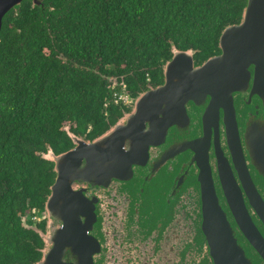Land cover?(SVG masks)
Returning a JSON list of instances; mask_svg holds the SVG:
<instances>
[{"label":"water","instance_id":"water-1","mask_svg":"<svg viewBox=\"0 0 264 264\" xmlns=\"http://www.w3.org/2000/svg\"><path fill=\"white\" fill-rule=\"evenodd\" d=\"M23 1L0 0V38L5 17ZM243 1L239 21L221 29L216 54L198 64L192 49L171 46L161 82L130 97L129 110L104 132L87 139L64 126L71 147L55 153L48 146L37 154L51 164L53 180L40 211L44 228L22 218L23 228L42 242L33 264H97L107 256L97 234L102 225L125 228L111 214L100 216L105 205H114L126 222L128 198L141 202L153 187H185L193 177L200 185V230L214 264H252L223 212L228 206L241 230L259 236L228 163L247 176L243 151L252 149L251 158L264 151V0ZM31 2L42 16L52 11L44 0ZM213 165L225 206L214 188Z\"/></svg>","mask_w":264,"mask_h":264},{"label":"trees","instance_id":"trees-1","mask_svg":"<svg viewBox=\"0 0 264 264\" xmlns=\"http://www.w3.org/2000/svg\"><path fill=\"white\" fill-rule=\"evenodd\" d=\"M43 3L52 9L44 16L24 0L5 17L0 38V264L38 257L40 238L23 228L22 218L32 225V216L40 217L53 174L37 154L71 147L64 123L92 139L128 110L113 102L121 85L106 78L117 77L132 97L161 82L173 45L192 49L199 64L218 52L221 29L239 21L245 2Z\"/></svg>","mask_w":264,"mask_h":264},{"label":"flooded vegetation","instance_id":"flooded-vegetation-1","mask_svg":"<svg viewBox=\"0 0 264 264\" xmlns=\"http://www.w3.org/2000/svg\"><path fill=\"white\" fill-rule=\"evenodd\" d=\"M125 107L128 110L130 108L129 105ZM251 153L250 148L243 151L247 176L240 177L235 166L230 161L228 163L243 204L259 235L257 238L253 233L251 235L241 230L228 206H225L228 198L216 165L212 166L211 176L216 194L225 206L223 212L232 228L234 240L240 244L250 263L264 264V151L258 150L255 158H251ZM171 187H153L141 202H133L132 197L128 198L130 205L126 222L114 205H105V213L100 216L105 218L111 214L109 219L115 217L124 223L125 228L122 232L111 224L102 225L97 234L100 243L104 245L103 253L107 256L105 259L99 257L97 264H214L207 239L200 230L201 194L196 177L185 187ZM249 187L253 188L250 200ZM37 224L39 229L44 228L40 219ZM41 246L39 239L35 245L38 257L28 264H33L40 257L38 249ZM239 257L243 258L241 255Z\"/></svg>","mask_w":264,"mask_h":264},{"label":"built area","instance_id":"built-area-1","mask_svg":"<svg viewBox=\"0 0 264 264\" xmlns=\"http://www.w3.org/2000/svg\"><path fill=\"white\" fill-rule=\"evenodd\" d=\"M120 85V84H119ZM117 86V85H112V87ZM122 90L121 92L114 93L113 94V102L114 104H120L122 103L123 106L128 105L130 96L129 94L125 91V85L121 83ZM65 124V123H64ZM34 212V211H33ZM37 220V219H35Z\"/></svg>","mask_w":264,"mask_h":264},{"label":"rangeland","instance_id":"rangeland-1","mask_svg":"<svg viewBox=\"0 0 264 264\" xmlns=\"http://www.w3.org/2000/svg\"><path fill=\"white\" fill-rule=\"evenodd\" d=\"M121 85V83H117V84H112V85ZM69 124H67V123H65L64 125H63V127L64 126H68ZM35 219H37V220H35ZM39 217L36 215V216H32V220L34 221V224H36L38 221H39Z\"/></svg>","mask_w":264,"mask_h":264}]
</instances>
